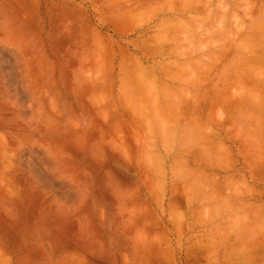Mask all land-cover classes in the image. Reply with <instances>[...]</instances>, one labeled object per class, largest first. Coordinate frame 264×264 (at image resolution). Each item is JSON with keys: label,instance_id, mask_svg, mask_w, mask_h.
Wrapping results in <instances>:
<instances>
[{"label": "rangeland", "instance_id": "rangeland-1", "mask_svg": "<svg viewBox=\"0 0 264 264\" xmlns=\"http://www.w3.org/2000/svg\"><path fill=\"white\" fill-rule=\"evenodd\" d=\"M263 79L264 0H0V264H264Z\"/></svg>", "mask_w": 264, "mask_h": 264}, {"label": "bare ground", "instance_id": "bare-ground-1", "mask_svg": "<svg viewBox=\"0 0 264 264\" xmlns=\"http://www.w3.org/2000/svg\"><path fill=\"white\" fill-rule=\"evenodd\" d=\"M188 1H189V0H188ZM182 2H183V1H182ZM183 3H184V2H183ZM187 3H188V2H187ZM191 3H192V2H190V4H191ZM190 4H189V5H190ZM172 5H173V3H172ZM172 5H170V6H172ZM185 6H186V5H185ZM172 7H173V6H172ZM171 11H172V9H171ZM166 54H167V53H166ZM166 54H165V55H166ZM182 54H183V52H182ZM169 55H170V54H169ZM136 59H138V58H136ZM138 60H139V59H138ZM140 62H141V61H140ZM172 63H173V62H172ZM177 64H178V63H177ZM180 65H182V64H179V67H180ZM138 67H139V66H138ZM140 67L143 68L142 66H140ZM169 67H170V66H169ZM143 69H144V68H143ZM147 71L149 72V70H147ZM150 72H151V71H150ZM150 72H149V73H150ZM159 72H160V71H159ZM143 73H144V72H143ZM145 73H146V71H145ZM152 73H154V72H152ZM150 74H151V73H150ZM153 75H154V74H153ZM142 76H143V75H142ZM259 76H260V75H259ZM146 77H147L146 79H148L149 76L146 75ZM154 77L156 78V76H153V78H154ZM144 78H145V76L143 77V79H144ZM248 78H249V75H248ZM146 79H145V80H146ZM145 80H144V81H145ZM244 80H245V78H244ZM263 80H264V79H263ZM151 81H152V80H151ZM154 81H155V80H154ZM154 81H153V83H155ZM245 82H246V80H245ZM255 82H256V81H255ZM148 83H149V82H148ZM246 83H247V82H246ZM149 85H150L149 87H152V88H150V89L153 90V86H154V85L151 86V85H152V82H151V84H149ZM204 85H205V84H204ZM245 85H248V84H245ZM146 87H147V86H146ZM251 87H252V86H251ZM155 89H157V88H155ZM263 90H264V89H263ZM153 91H154V90H153ZM211 92H212V91H211ZM223 95H224V94H223ZM214 98H215V97H214ZM214 98H213V99H214ZM238 99H239V98H238ZM238 99H237V100H238ZM215 100H216V99H215ZM215 100H214V101H215ZM233 101H234V100H233ZM216 102H217V101H216ZM218 102H219V101H218ZM242 103H243V102H242ZM215 104H217V103H215ZM251 105H252V104H251ZM213 106H214V105H213ZM215 106H217V105H215ZM215 106H214V107H215ZM233 106H234V105H233ZM236 106H237V105H236ZM238 106H239V105H238ZM245 106H247V105H245ZM183 107H184V106H183ZM240 107H241V106H240ZM181 108H182V107H181ZM230 108H232V107H230ZM248 108H249V107H248ZM238 109H239V107H238ZM185 110H186V109H185ZM188 111H189V110H188ZM223 111H224V110H223ZM235 111H236V110H235ZM224 112H226V111H224ZM236 112H237V111H236ZM141 116H142V115H141ZM233 116H234V115H233ZM139 117H140V116H139ZM141 118H142V117H141ZM231 118H232V117H231ZM137 121H138V120H137ZM144 122H145V121H144ZM218 122H219V120H218ZM218 122H217V123H218ZM140 124H141V123H140ZM248 124H249V123H248ZM142 125H143V124H142ZM130 127H131V126H130ZM136 127H137V125H136ZM140 128H141V127H140ZM131 130H132V129H131ZM135 130H136V129H135ZM137 130H138V129H137ZM137 130H136V131H137ZM140 132H141V131H140ZM142 133H143V132H142ZM142 133H141V134H142ZM136 134H137V136H138V133H136ZM214 134H215V133H214ZM134 135H135V134H134ZM143 135H144V133H143ZM168 135H169V134H168ZM135 136H136V135H135ZM208 136H209V135H208ZM216 137H217V136H216ZM137 138H138V137H137ZM137 138H136V139H137ZM139 138H140V136H139ZM139 138H138V139H139ZM138 139L136 140L137 142H139ZM141 139H143V138H141ZM141 139H140V143H142ZM246 140H247V139H246ZM258 142H259V141H258ZM212 144H213V143H212ZM226 146H228V145H226ZM251 146H252V145H251ZM249 151H250V150H249ZM230 153H231V152H230ZM193 154H194V153H193ZM260 154H261V153H260ZM229 155H230V154H229ZM258 155H259V154H258ZM193 156H194V155H193ZM255 156H256V155H255ZM203 157H204V156H203ZM195 159H196V158H195ZM231 160H232V159H231ZM248 161H249V160H248ZM229 162H230V161H229ZM256 165H257V164H256ZM207 166H208V165H207ZM228 166H229V165H228ZM201 168L203 169V166H202ZM254 168H255V167H254ZM258 169H259V168H258ZM209 171H210V170H209ZM253 171H254V170H253ZM205 172H206V171H205ZM211 175H212V174H211ZM209 176H210V175H209ZM207 177H208V176H207ZM234 177H235V176H234ZM227 178H228V177H227ZM189 179H190V178H189ZM219 181H220V180H219ZM212 183H213V182H212ZM216 183H217V182H216ZM218 184H219V183H218ZM218 184H217V185H218ZM176 185H177V184H176ZM218 186H219V185H218ZM213 187H215V185H214ZM241 187H242V186H241ZM219 188H221V186H220ZM221 189H222V188H221ZM199 190H200V189H199ZM217 190H218V189H217ZM222 190H223V189H222ZM214 191H215V190H214ZM218 191H219V190H218ZM223 195H224V194H223ZM256 195H257V194H256ZM258 195H259V194H258ZM171 200H172V199H171ZM259 200H261V199H259ZM175 207H176V206H175ZM178 208H179V207H178ZM176 209H177V208H176ZM249 213H250V212H249ZM252 214H253V213H252ZM250 215H251V214H250ZM154 216H155V215H154ZM184 219H185V218H184ZM198 219H199V218H198ZM187 226H188V225H187ZM237 233H238V232H237ZM263 244H264V243H263ZM259 246H260V245H259ZM245 249H246V247H245ZM245 249H244V251H245ZM261 249H262V248H261ZM246 254H247V252H246ZM251 254H252V253H251ZM253 254H254V253H253ZM258 254H259V253H258Z\"/></svg>", "mask_w": 264, "mask_h": 264}]
</instances>
